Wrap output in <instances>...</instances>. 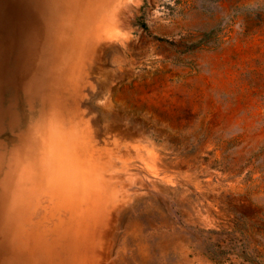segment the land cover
I'll return each mask as SVG.
<instances>
[{
  "label": "rangeland",
  "instance_id": "obj_1",
  "mask_svg": "<svg viewBox=\"0 0 264 264\" xmlns=\"http://www.w3.org/2000/svg\"><path fill=\"white\" fill-rule=\"evenodd\" d=\"M28 1L0 0V264H264V0ZM28 138L65 194L14 196Z\"/></svg>",
  "mask_w": 264,
  "mask_h": 264
},
{
  "label": "bare ground",
  "instance_id": "obj_2",
  "mask_svg": "<svg viewBox=\"0 0 264 264\" xmlns=\"http://www.w3.org/2000/svg\"><path fill=\"white\" fill-rule=\"evenodd\" d=\"M24 1V0H23ZM28 1V0H27ZM38 1V0H37ZM77 1V0H76ZM75 1V2H76ZM79 1H82V0H79ZM86 1V0H85ZM89 1V0H88ZM34 2V1H33ZM39 2V1H38ZM45 2V1H44ZM60 2V1H59ZM21 3V2H20ZM46 3V2H45ZM91 3V2H90ZM49 4V3H48ZM82 4V2H81ZM93 4V3H92ZM20 5V4H19ZM28 5H30V1H28ZM18 6V5H17ZM21 6V5H20ZM38 6V5H37ZM36 6V7H37ZM45 6V5H44ZM80 5H78L79 7ZM88 6V5H86ZM19 7V6H18ZM17 7V8H18ZM40 7V5H39ZM38 7V8H39ZM42 7V6H41ZM23 8V7H22ZM48 8V7H47ZM90 8V7H89ZM16 9V8H15ZM14 9V10H15ZM74 9L77 11L76 7H74ZM19 10V9H18ZM34 10V8H33ZM32 10V11H33ZM36 10V9H35ZM48 10V9H47ZM16 11V10H15ZM31 11V10H30ZM75 11V12H76ZM35 12V11H34ZM68 12V11H67ZM79 12V11H77ZM18 13V12H17ZM16 13V14H17ZM37 13V12H36ZM70 13V12H69ZM14 14V13H12ZM20 14V13H19ZM34 14V13H33ZM31 14V15H33ZM50 14V12H49ZM82 14V12H81ZM87 14V13H85ZM18 15V14H17ZM77 15H80L77 13ZM89 15V14H87ZM36 16V14H35ZM43 16V15H42ZM75 16V15H74ZM13 17V16H12ZM31 17V16H30ZM14 18V17H13ZM32 18V17H31ZM34 18V16H33ZM52 18V17H51ZM76 19L75 22H77V19L81 17L79 16L78 18L74 17ZM90 18V17H89ZM15 19V18H14ZM86 19V18H85ZM84 19V20H85ZM79 20V19H78ZM13 21V20H12ZM87 23V19L85 20ZM74 22V23H75ZM29 23V22H28ZM82 23V22H81ZM28 25V24H27ZM38 25V24H37ZM73 25V24H72ZM77 25V24H76ZM85 25V24H84ZM74 26V25H73ZM28 27V26H27ZM26 27V28H27ZM37 27V26H36ZM77 27V26H76ZM79 27V26H78ZM75 28L72 27V29ZM5 29V28H4ZM75 29H78V28H75ZM80 29V28H79ZM35 30V29H34ZM80 30H83V29H80ZM1 33V32H0ZM27 33V32H26ZM29 33V32H28ZM76 34V33H75ZM74 32H73V35L74 36H77L75 35ZM73 37V36H72ZM78 37V36H77ZM76 38V37H74ZM73 39V38H72ZM75 39H73L74 41ZM78 40V38H77ZM75 40V41H77ZM9 41V40H8ZM72 41V42H73ZM71 44V43H70ZM2 115V114H1ZM16 143V142H15ZM40 143V142H39ZM18 145V144H17ZM21 146V145H20ZM11 147V146H10ZM15 149V148H14ZM19 149V148H18ZM9 150V149H8ZM5 154V153H4ZM10 155V153H9ZM9 157V156H8ZM9 172L7 173V175H5V182L9 184V186L12 188V191L14 192V196L16 195L17 197H19V194H21L22 192L24 193V191H26L25 189L27 188V185L31 186V191L36 195V190L35 189H32V187L34 188V186L38 185V186H41L45 189H48V192L49 190H54L55 192H59L58 195H60L61 193L62 194H65L64 192H66L69 184L71 183L72 181V177L71 176V167L70 165L67 163V158L65 156H63V153H61L60 149L57 147L55 148L54 146H52L50 143H47L43 140L42 143L40 144H35V141H33L32 138H28L27 139V142L25 144L22 145V149H21V154H19L17 157H15L12 162L9 164ZM73 173V172H72ZM40 188V187H38ZM28 190V189H27ZM42 190V189H41ZM1 191V190H0ZM29 191V190H28ZM36 193H35V192ZM37 191H40L39 189H37ZM30 192V193H32ZM27 193V191H26ZM29 193V194H30ZM32 193V194H33ZM39 193V192H38ZM46 193H47V190H46ZM25 194V193H24ZM27 194V195H29ZM30 195V196H33L34 197V194L33 195ZM40 194V193H39ZM26 195V194H25ZM29 197V196H28ZM59 197L56 195V198ZM27 198V197H26ZM39 198V197H37ZM55 198V199H56ZM61 198V197H60ZM59 199V198H58ZM22 200V199H21ZM36 200V199H35ZM16 201V200H15ZM14 201V202H15ZM49 201V200H48ZM53 201V200H52ZM61 201V200H60ZM17 202V201H16ZM20 202V201H19ZM51 203V202H49ZM60 203V202H59ZM58 203V204H59ZM32 204V203H31ZM30 204V206H31ZM53 205L55 203H52ZM18 205V204H17ZM17 205L16 207H13L14 210L15 209H18L17 208ZM27 205V204H26ZM29 205V204H28ZM52 205V206H53ZM56 205V204H55ZM54 205V208L57 209V207H55ZM61 205V204H60ZM15 206V204H14ZM21 206H25V205H21ZM46 206V205H45ZM48 207L51 206V205H47ZM51 206V207H52ZM36 207V205H35ZM50 207V208H51ZM50 210V215H52L51 211L54 210V208H52L53 210ZM19 209H21V207H19ZM59 209V208H58ZM12 210V209H11ZM10 210V211H11ZM34 210V209H33ZM45 209H43L44 211ZM47 210V209H46ZM48 210V211H49ZM47 211V212H48ZM59 211H57L58 213ZM12 213H14V211H12ZM45 213V212H44ZM48 213V215H49ZM54 213V212H53ZM15 215V214H13ZM43 215V214H41ZM49 215V216H50ZM57 215V214H56ZM53 216V215H52ZM46 219L48 218L47 215L45 216ZM43 219H44V215H43ZM42 219V220H43ZM47 221V220H46ZM36 222V221H35ZM42 222V221H41ZM11 223V222H10ZM14 223V222H13ZM39 224V223H38ZM36 224V228H37V225ZM42 224V223H41ZM40 224V225H41ZM43 225V224H42ZM17 226H19V224H17ZM20 227V226H19ZM29 227V226H28ZM12 229V226L10 227ZM15 227H13L14 229ZM36 228H35V231H36ZM17 230V228H15ZM14 229V231H15ZM19 229V228H18ZM39 229V228H38ZM10 231V230H9ZM25 232H27L26 234H28V230L26 231V229L24 230ZM32 231V229H31ZM40 231V229H39ZM12 232V231H11ZM16 234V231L13 232ZM33 233H36V232H33ZM40 233V232H39ZM18 234V233H17ZM13 239H15L16 237L13 235L12 236ZM11 237V238H12ZM15 237V238H14ZM32 237V236H31ZM8 238V236L6 237ZM10 238V237H9ZM10 240V239H9ZM8 241V240H7ZM32 242V241H31ZM30 247V246H29ZM18 250V248H16ZM14 251V250H13ZM27 251V250H26ZM12 252V251H11ZM4 254V253H3ZM21 254V253H20ZM25 254V253H24ZM7 256V253L4 254V257L6 258ZM28 257H30L27 254ZM21 257H23L21 255ZM31 258V257H30ZM4 259V258H3ZM25 259V257H24ZM44 259V258H43ZM2 261V260H1ZM4 261V260H3ZM2 261L1 264H4ZM26 261V260H25ZM24 261V262H25ZM20 262V261H18ZM29 263L32 262V261H28ZM27 262V263H28ZM41 263V262H40ZM39 263V264H40ZM13 264V263H12ZM22 264V263H21ZM31 264V263H30ZM45 264V263H43Z\"/></svg>",
  "mask_w": 264,
  "mask_h": 264
},
{
  "label": "clouds",
  "instance_id": "obj_3",
  "mask_svg": "<svg viewBox=\"0 0 264 264\" xmlns=\"http://www.w3.org/2000/svg\"><path fill=\"white\" fill-rule=\"evenodd\" d=\"M257 10H259V9H257Z\"/></svg>",
  "mask_w": 264,
  "mask_h": 264
}]
</instances>
